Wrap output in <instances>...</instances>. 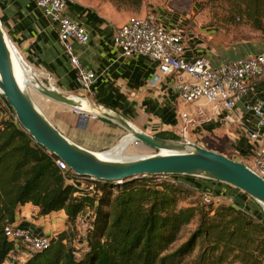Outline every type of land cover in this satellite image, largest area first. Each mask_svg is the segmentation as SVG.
<instances>
[{
	"label": "crops",
	"instance_id": "crops-1",
	"mask_svg": "<svg viewBox=\"0 0 264 264\" xmlns=\"http://www.w3.org/2000/svg\"><path fill=\"white\" fill-rule=\"evenodd\" d=\"M66 14L86 26L90 33L87 44L73 41V46L83 65L96 73L89 92L97 104L125 117L150 134H173L180 140L185 139L206 147L207 143L202 141L204 138L222 144L225 140L226 145L229 143L233 149L234 159L253 165L257 144L249 140L248 131L255 125V116L247 110V104L264 96V77L253 80L250 95L238 102L234 114L240 121L227 123V111L221 105L206 104L203 101L183 103L176 87L177 73L162 74L157 63L147 56L123 54L114 36L117 27L129 17L109 15L81 0H70ZM158 14L167 26L182 25L176 18L172 20L164 10H159ZM0 20L12 44L38 70L47 85L69 94H84L76 69L59 40L57 22L42 12L35 0H0ZM193 31L185 35L187 59L206 56L214 65H219L225 60L264 52V47L258 45H248L247 48H238V51L233 52L218 44L220 41L210 32L199 31L197 27ZM38 95L34 99L47 117L69 138L93 151L102 152L113 148L127 133L114 120L87 119L74 114L70 106L40 93ZM11 109L6 99H0V121L3 118L14 119ZM200 109L205 112L200 117H194L196 126H191L182 118V113L187 112L193 117ZM261 132L264 134V127ZM214 150L226 154L225 151ZM170 177L182 181L178 176ZM188 177V184L200 193H210L219 202L232 203L264 222L263 206L242 190L215 180ZM12 226L27 229L34 236L49 237L63 231L69 233L72 229L64 209L41 215L39 208L32 203L20 207ZM82 242L84 248L86 240ZM15 250L21 255H27L20 242ZM21 262L8 256L3 264Z\"/></svg>",
	"mask_w": 264,
	"mask_h": 264
},
{
	"label": "trees",
	"instance_id": "trees-1",
	"mask_svg": "<svg viewBox=\"0 0 264 264\" xmlns=\"http://www.w3.org/2000/svg\"><path fill=\"white\" fill-rule=\"evenodd\" d=\"M253 1L252 11L260 12L264 0ZM57 159L17 120L0 121V264L16 251L5 228L26 203L38 207L41 215L64 209L71 226L86 207L94 212L79 255L64 242L71 233L63 231L19 264H264V222L236 205L202 199L203 204L181 206L188 185L157 175L127 178L120 184L95 180L100 193L91 194L68 182V176L84 177L61 170ZM197 217L195 229L171 249L182 228Z\"/></svg>",
	"mask_w": 264,
	"mask_h": 264
},
{
	"label": "built area",
	"instance_id": "built-area-1",
	"mask_svg": "<svg viewBox=\"0 0 264 264\" xmlns=\"http://www.w3.org/2000/svg\"><path fill=\"white\" fill-rule=\"evenodd\" d=\"M69 1L35 0V3L46 16L57 22L59 40L76 69L84 91L82 96L89 102L96 103L89 92L96 79V73L83 65L73 46V41L87 44L90 33L86 26L66 14ZM185 35L180 25L167 26L162 23L158 13L151 11L145 15L129 17L125 23L117 27L114 41L125 56L144 55L157 63L162 74L177 73L176 87L183 103L192 104L203 101L206 104H218L227 111L225 114L227 123L240 121L234 114V110L240 100L250 95L252 81L264 77V52L225 60L219 65H214L206 56L196 57L194 60L185 57ZM0 99H5L1 92ZM70 108L74 114L87 119L105 118L103 115L88 112L76 106ZM247 110L255 116V125L248 131L249 140L257 144L256 156L251 167L264 177V134L261 132L264 127V96L249 101ZM204 112V109H200L193 117L184 112L182 118L191 126H196L195 118L200 117ZM56 163L63 171L70 169L60 158L56 160ZM86 179L87 177H67L68 182L90 191L91 194H99L100 190L97 186L85 184ZM214 199L212 194L203 193L204 202H213ZM89 212L85 210L81 212L83 215L76 221L79 229L83 228L87 231L90 228L88 216L91 214ZM5 233L14 241L15 247L20 242L25 248L27 255H21L17 251L8 255L19 261L50 244L51 237L34 236L29 230L12 225L6 226ZM64 242L66 243L67 240ZM75 253L79 255L78 250Z\"/></svg>",
	"mask_w": 264,
	"mask_h": 264
},
{
	"label": "water",
	"instance_id": "water-1",
	"mask_svg": "<svg viewBox=\"0 0 264 264\" xmlns=\"http://www.w3.org/2000/svg\"><path fill=\"white\" fill-rule=\"evenodd\" d=\"M10 44L13 46L0 20V92L13 108L17 121L34 141L65 161L75 174L118 183L143 175L196 176L234 186L259 202L264 209V177L250 165L192 141L150 134L112 110L89 102L84 96L63 92L40 80L36 88L38 93L67 106H76L114 120L132 134L135 141L154 151L115 157L107 155V152L117 145L97 152L75 142L47 117L31 92L19 83Z\"/></svg>",
	"mask_w": 264,
	"mask_h": 264
},
{
	"label": "rangeland",
	"instance_id": "rangeland-1",
	"mask_svg": "<svg viewBox=\"0 0 264 264\" xmlns=\"http://www.w3.org/2000/svg\"><path fill=\"white\" fill-rule=\"evenodd\" d=\"M82 2L100 10L106 12L109 15L115 17H132L145 15L148 12H156L159 10H164L167 12L171 19L181 21L180 25L185 34L193 30L196 27L200 30H205L214 35L215 39L220 41L218 44L228 47L233 52L238 51V48L244 49L248 45H258L264 47V5L261 7L260 12L254 13L252 7H254L255 1L253 0H81ZM165 23V22H163ZM261 26V27H258ZM228 49V50H229ZM27 65V63H26ZM28 66V65H27ZM37 71V70H36ZM38 72V71H37ZM39 74V73H38ZM40 76V74H39ZM45 83L47 81L41 77ZM31 80V79H30ZM32 81V80H31ZM37 85L35 84V87ZM33 97L38 98V92L35 89L29 90ZM6 99V98H5ZM12 108V107H11ZM16 119L15 112L13 108L11 109ZM73 112V111H72ZM127 132L125 135H128ZM169 139V138H168ZM204 143H207V148L219 149L225 151L228 156L235 157L233 149L227 141L224 140V144L215 142L212 139L204 138L202 139ZM138 143L141 142H131L125 146L126 156H136L142 155L148 152L147 149L139 148ZM142 144V143H141ZM142 146V145H141ZM206 147V146H205ZM212 147V148H211ZM218 151V150H217ZM253 166V165H252ZM172 175H168L169 178ZM178 177L188 185V190L186 194L181 197L179 205L186 206L192 203L203 204V193L199 190L194 189L193 186L188 184V175H178ZM192 177V176H191ZM166 178L165 176H160L159 179ZM187 180V181H186ZM120 184L118 182H115ZM85 184L88 186H97L98 182L95 179H86ZM235 188V187H231ZM236 190V189H234ZM239 190V189H237ZM214 196L212 195V198ZM233 199V197H228ZM252 198V197H251ZM213 202H219V199L212 200ZM235 201V200H233ZM216 206V205H215ZM85 211H90L92 215L94 208L89 207L84 209ZM264 214V211H262ZM83 214L79 213L76 221ZM91 215L88 219L91 220ZM75 224L71 227V236L67 242L71 243L76 250L82 252V240H86L87 231L83 228L79 229L78 225ZM198 222V217L191 221L189 224L182 228L178 240L173 244L171 249L177 247L181 242H183L190 233L195 229ZM66 240V239H65ZM81 246V247H80ZM78 248V249H77ZM198 250V249H197ZM197 250L193 253L192 257L196 255Z\"/></svg>",
	"mask_w": 264,
	"mask_h": 264
},
{
	"label": "bare ground",
	"instance_id": "bare-ground-1",
	"mask_svg": "<svg viewBox=\"0 0 264 264\" xmlns=\"http://www.w3.org/2000/svg\"><path fill=\"white\" fill-rule=\"evenodd\" d=\"M10 48H11V51L13 54L15 73H16V76H17L19 83L23 87H26L28 90H30V89L36 90V88L40 82V79H39L40 76H39L38 72L35 71L37 69L35 67H33L32 65H30L22 57V55L20 54L17 47H15L14 45L11 46V44H10ZM26 63L28 66L26 65ZM40 73H42V72H40ZM35 84L37 85L36 87H35ZM131 142H135V139L132 136V134L129 133L128 135H124L123 138L120 140V142L117 144V147L115 149H113L111 152L108 151L107 155H113L115 157H117V156L125 157L127 155V153L125 152V146Z\"/></svg>",
	"mask_w": 264,
	"mask_h": 264
}]
</instances>
